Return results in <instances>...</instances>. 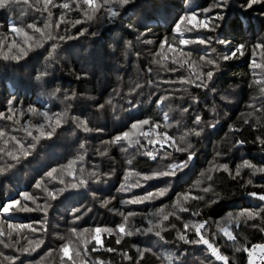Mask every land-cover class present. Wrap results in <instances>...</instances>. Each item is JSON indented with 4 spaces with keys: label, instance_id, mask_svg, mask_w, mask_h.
Segmentation results:
<instances>
[{
    "label": "trees",
    "instance_id": "1",
    "mask_svg": "<svg viewBox=\"0 0 264 264\" xmlns=\"http://www.w3.org/2000/svg\"><path fill=\"white\" fill-rule=\"evenodd\" d=\"M64 2L54 0L57 5ZM67 2L71 5L70 9L49 5L51 17L42 10V3L37 4L36 0L0 9V56L5 53L17 54L16 46L27 48L23 34L10 31L12 25L33 35L34 41L39 38V33L34 34L27 25L33 24L43 29L45 23L51 22L53 27L45 29V32L56 37L54 40L45 37L43 47H33L19 62L0 59V112L6 116L9 114V99H12L11 107L16 112L13 120L0 119V130L6 133L0 137V168L6 169L0 174V207L11 199H21L19 194L22 192L32 194L37 198L36 204L44 206L46 193L43 189L65 187L59 183V179L67 182L72 177L61 169L79 156H83V160L75 167L84 169L82 175L89 179L88 187L66 191L58 199L50 200L51 206L47 208L46 215L41 210H14L11 215L0 214V229L4 232V235H0V264H61L60 246L67 240H73L71 248L77 247L71 229L79 232L97 226L114 228L122 221L114 210L125 214L129 211L139 213L132 218L133 225L147 227L145 217L154 219L153 214L161 208L173 211L172 205L177 196L190 190L191 196H203L204 199H189L184 206L199 209L201 215L192 217L186 212L178 214L182 220H208L210 230L202 231L210 240L212 232L216 231V222H223L229 213L235 217L242 209L260 211L264 208V202L248 195L250 192L264 193V174L252 175V169L242 168L240 176L232 179L226 172L209 171L213 164H227L234 174L237 166L244 161L257 167L264 166V145L260 143V139H264V96L254 85V80L261 78V72L256 70L254 76L250 67L253 46L264 41V4L244 10L241 5L247 0H230L228 9L224 10L225 20L216 32H185V38L211 35L230 42L229 45H221L213 41L210 47L188 45L185 51H191V61L196 62L197 71L206 72L211 68L200 67L203 62L199 58L206 53L217 59L226 54L229 47L240 43L247 45L244 56L219 61L220 70L208 88H197L192 84L180 83L190 74L187 66L178 68L170 60L162 61L166 65L162 66L153 60L160 59L155 53L160 51V42L165 38L173 43V47H181L178 39L173 41L174 26L179 17L188 10L207 8L213 0H134L121 9L120 17L111 23L100 19L86 20L83 8L77 10L82 0ZM61 15L65 16L67 22L55 28ZM76 19L82 23L73 27L71 22ZM84 29H87L84 35H79ZM94 32L97 34L92 35ZM60 36L66 39L60 40ZM14 42L15 46L9 51L8 46ZM54 44L55 50L52 47ZM213 47L215 53L211 52ZM165 53L169 57L175 55L167 52V45ZM256 60L258 63L264 62V50H256ZM174 68L178 70H170ZM45 71L48 75L42 79L36 78ZM161 97L169 98L158 105ZM193 98H196V102H193ZM109 100L111 104L107 103ZM133 104L136 106L133 107ZM30 107L46 111L51 116L65 112L67 115L51 139H41L31 154L24 157L19 144L11 138L16 137L27 149L33 142L27 132L38 135L34 125L44 122L43 117L28 112ZM184 108H188V111L184 112ZM20 112L25 115L21 116ZM165 112L170 116L168 123L171 126L168 127L163 126ZM196 115L201 117L200 125L193 124ZM149 118L162 124L158 131H166L178 142L190 129L202 128L200 136L187 137L196 156L189 167L176 177L155 179L142 188L120 192L118 189L124 183L126 171L134 170L143 175L173 161L186 159L187 153L167 149L173 152L172 158L158 157L154 161L141 154L144 149L137 151L136 148H128L124 151L120 145L104 143L128 130L132 122ZM16 120L20 123H15ZM244 120L248 123H244ZM77 121H87L92 131L84 132L77 127ZM212 123H216L215 128L209 126ZM233 128L239 130L232 131ZM241 140L244 143L237 144ZM142 143L145 148L152 147L143 139ZM9 152L20 159H13ZM103 152L106 155H101ZM129 160L132 161L131 165L128 164ZM52 169H57V172L49 178L46 173ZM93 172L97 174L99 183L95 182L97 177H90ZM77 175L81 174L77 172ZM208 175L212 176V180L207 179ZM249 179L252 184H248ZM40 181L43 184L38 189L35 185ZM168 181H171V189L160 199L143 204L121 203L133 196L155 192ZM210 185L213 191L204 193L202 189ZM105 201H110L107 207L102 206ZM24 203L31 208L36 207L31 201L21 199V206ZM77 208L80 209L76 213L81 217L79 220L73 215V210ZM170 222L178 228L182 227V221H177L174 216L170 217ZM9 224L15 227L9 228ZM19 225L31 227L20 228ZM33 228L37 230L33 231ZM262 229L264 211H261L260 218L247 222L242 219L239 227L231 225V230L237 235L234 246L232 242L225 243V238L219 233L213 242L220 246L223 254L229 256L230 264H247L248 254L236 249L264 243ZM164 235L169 243L159 241L153 235H134L125 237L119 245L115 243L114 236L105 235V247L117 251L93 252L92 244H89L86 254L74 258L77 264H94L97 260L104 261V264H133L138 258L137 248H150L152 251L145 253L140 264H170L162 259L168 254L173 257L171 264H222L210 255L206 246L177 241L174 230ZM189 239L197 237L190 232ZM80 243L82 245V241ZM25 248L30 251L25 252ZM32 248L35 251H31ZM121 252H127L133 261L124 260ZM70 254L74 255L71 249ZM65 262L71 264L66 257Z\"/></svg>",
    "mask_w": 264,
    "mask_h": 264
},
{
    "label": "snow or ice",
    "instance_id": "2",
    "mask_svg": "<svg viewBox=\"0 0 264 264\" xmlns=\"http://www.w3.org/2000/svg\"><path fill=\"white\" fill-rule=\"evenodd\" d=\"M134 0H82V3L77 5V10L83 8V15L88 21H92L94 19L106 20L107 22H114L117 18L121 15V9L125 8L127 5L133 3ZM24 3L29 4V0H0V9H4L9 7L12 4ZM37 4L43 5V11L48 12L49 17L52 16V13L49 9V5L52 7H61L63 9H70L71 5L65 0L63 4L57 5L54 3V0H36ZM230 0H213V3L204 9L199 11L196 10H188L183 15L179 17L176 21L174 26V33L173 41H177L181 47H173V43H170L168 38H165L163 41L160 42V51L155 53V56L160 57V59H154L153 62L156 64H161L162 66H166L162 64V61H171L172 64L178 65V68H184L185 66L190 69L189 76L183 78L180 83L185 84H192L197 88H208L209 83L213 80L214 75L216 72L220 70V62L219 61H229L232 59H238L245 55V49L247 47L246 44L240 43L235 47H229V50L226 54L220 55L217 59H213L206 53L205 56H201L199 59L202 63L200 67H207L211 66L208 71H197L196 70V62L191 61V51H185V48L191 44H199L205 46H211L213 41L217 44L221 45H229L230 42L226 40L220 39L218 36L213 37L211 35L204 36V35H197L194 38H185V32L193 33L197 32L200 33L202 31L207 32H216L220 26L221 22L225 20L224 10L228 9ZM264 4V0H247L245 4H242L241 7L244 10L252 9L255 5ZM32 6V5H30ZM219 9V11H217ZM40 10V9H37ZM211 13V15H210ZM101 14V15H97ZM66 18L64 15H61L59 20L55 23L54 27L59 28L61 23H65ZM73 27L76 24L82 23L80 19H76L71 22ZM182 26H184L182 28ZM29 29L33 30V33H39V38L33 41V35H29L28 32L24 31L22 28H18L15 25L10 27V31L13 33H22L25 38V44L27 48L18 47L17 54L9 55L7 53L0 56V59L5 61H16L19 62L24 56L28 55V51L32 50L33 47L40 48L44 46V38L46 37L47 40H54L56 37L52 36L51 33H46L45 29L53 27L51 22L45 23L44 28L36 27L33 24L27 25ZM87 29H84L79 33V35H84ZM97 33H92V35H96ZM143 35V33H141ZM76 37H67V39H74ZM60 40H65L66 37L60 36ZM33 42V43H29ZM146 43H152V41H145ZM167 45V52L174 53L172 57H169L165 53V46ZM13 46H15V42L13 45H9V51L12 50ZM2 47V45H0ZM53 50H55L56 45L54 44ZM264 50V41L257 43L253 46L252 50V57L250 67L253 69V75H256V70H260L261 78L254 80V85L258 88L259 93L261 96H264V62L258 63L256 60V50ZM211 52L215 53L216 49L213 47L211 48ZM51 55V54H50ZM171 71H176L178 69H170ZM151 71V69H149ZM48 75V73L41 72L37 79H42L44 76ZM193 76L195 77L193 79ZM253 85H250L252 87ZM73 97H66L65 99H72ZM169 97H161L157 104L164 103ZM222 99L227 100L228 97H222ZM193 102H196V98H193ZM108 104H111V100L107 101ZM131 104L132 102L129 101ZM13 104L12 99L8 100V112L9 114L6 116L5 113L0 112V119H8L13 120V117L16 116V112L11 107ZM136 105L133 104V107ZM101 108L104 105H100ZM184 112L188 111V108L183 109ZM28 112L31 113L33 116H41L44 119L43 123H37L34 125L35 130L37 131L38 135L33 136L32 131H28L27 135L32 137V143L29 144L28 148L24 147V144L20 141L16 140V137H12L11 139L16 141L19 144L20 149L23 151L24 157H27L31 154V150H34L41 139H51L52 136L55 134L56 129L62 125V122H65V117L67 113L56 114L54 116L49 115L48 112H41L35 107H30ZM21 116H24V112H20ZM170 120V116L168 112L163 114V126L168 127L171 126L168 122ZM15 123L19 124L20 121L16 120ZM244 123H248L247 120H244ZM194 125L201 124V117L199 115L195 116L193 121ZM147 126V127H146ZM212 128H215L216 123H212L209 125ZM77 127L81 128L84 132L92 131L87 126V121H77ZM162 127V124L157 121H153L149 119H143L134 121L131 123L128 130L123 131L120 134L114 136L110 141H105L104 143L111 144V145H120L122 150L127 151L128 148H136L137 151L140 149H144L141 153L149 157L152 160H157V158L161 159H170L173 157V152L167 151V149H173L175 152L180 153H187L186 159L176 162L173 161L171 163L166 164L163 168H158L151 173L143 174L135 172L134 170H128L125 172L124 176V183L121 184L118 191L120 192H131L135 188H142L144 187L149 181L155 179H162L164 177H176L178 173L183 172L185 169L189 167L191 162L196 156L195 151H192V144L187 141V137L189 136H200L203 129L192 128L189 131L185 132L180 138L179 142L172 136H169L166 131H158ZM232 131H238L239 129H231ZM6 133L3 130H0V137H3ZM142 139L146 142V144L151 145V148H145V144L142 143ZM244 141H237V144L242 145ZM261 145H264V139H260ZM159 145V147H157ZM81 148L84 147L83 144L80 146ZM15 160H19V156H14L11 152L8 153ZM101 155H106V152L101 153ZM83 160V156H79L76 159L69 162L68 165L63 166L61 171L66 173L67 175L72 177L71 181H65L64 179H59L60 184H64L65 187L55 189V190H48L46 187L43 189L46 193L45 197V205L41 206L36 204V197L28 192L20 193V197L23 201H31L33 204H36L35 208H31L28 206L27 203H24L21 206V199H11L8 202L4 203L2 207H0V214L4 215H11L14 210L16 211H23V212H31L36 210H41L47 214V208L50 207V200H56L60 196H62L66 191L69 190H79L82 188H87L89 179L83 177L84 169H77L75 166L78 162ZM132 161L129 160L128 164L131 165ZM242 168H249L252 169V175L256 174H264V166L257 167L256 165L251 164L249 161H244L241 165L237 166L235 173L233 174L227 164H213V166L209 169L210 172H219L223 171L229 174L232 179H236L240 176ZM6 169L0 168V174H3ZM57 172V169H52L46 176L52 178L54 173ZM77 172L81 175L78 176ZM90 177H97L95 172L90 174ZM135 177V179H133ZM208 180H212V176H207ZM97 183L100 182L99 178L97 177ZM43 184V181L38 182L35 187L40 189ZM248 184H252V180H248ZM171 189V181H168L164 187L158 189L155 192H147L144 195L133 196L127 200H122V204H143L146 202H151L161 197H164L168 194ZM191 191V190H190ZM190 191L183 194L182 196L178 195L176 202L172 205L173 211H166L164 208L159 209L154 215V219L147 218V227H138L134 226L132 223V218L140 215L137 212L129 211L127 214L123 212L117 211L122 217V221L117 224L114 228L113 227H100L97 226L91 230L83 229L82 231H77V229H71L75 237V242L77 244L76 248H71L73 244V240H67L63 243L60 248L59 252L62 253L61 264H66L65 257L67 258L68 262L71 264H77L75 257H79L82 254L87 253V246L92 244L91 251H99L104 250L107 252H115L117 249L112 247H105L104 245V238L105 235L108 237H115V243L117 245L121 244L122 240L125 237H132L134 235H153L159 241H163L164 243H169L170 241L166 240L164 233L169 231L176 232V240L183 242L184 244H198L206 246V250L210 253L212 257L215 258L216 261L222 262V264H230L229 256L223 254L221 252L220 246L216 245L213 241L217 238V234H222L225 238V243L232 242V246L235 245L237 242V235L231 230V225L235 224L239 227L241 220L243 219L244 222L248 220H254L260 218L261 211H264V208H261L260 211H256L253 209H242L239 213L233 217L231 213L228 214L227 218L221 222H216V231L212 232V239L206 237L205 232L202 230L208 229L210 230V222L208 220H192L186 219L182 220V217L178 214L180 213H190V216L196 217L200 216V210H192L189 207L184 206L188 203L189 199L191 200H203V196H191ZM204 193L212 192L213 189L210 186L204 187L202 189ZM249 196H252L259 201L264 202V193L258 194L256 192L248 193ZM215 203V201H212ZM110 201H105L102 206L107 207ZM80 209H74L73 215L77 220L81 217L76 215L79 213ZM175 217L177 221H182V227L178 228L175 223L170 222V217ZM227 225V226H225ZM9 228L15 227L12 224L8 225ZM20 228L24 227H31L30 225H19ZM33 231L37 229L33 228ZM264 230V229H262ZM194 233L197 239H189V233ZM0 235H4L2 229H0ZM61 239H64L61 237ZM82 241V245L81 242ZM31 243V242H30ZM42 243V241L40 242ZM39 244L36 245L38 247ZM70 249L73 254H70ZM243 250L248 254V261L247 264H255L254 256H256L257 252L259 253L258 259L261 261V264H264V243H256L252 244L250 247L243 246L242 248H237L236 251ZM25 252H29L28 248L24 249ZM31 251H35V248H32ZM152 249L145 248L140 249L137 248L138 258L135 259L133 264H140V261L143 260L145 253L151 252ZM121 256L124 260L133 261V257L128 255L127 252H121ZM161 259V257H158ZM163 260H167L170 262L173 260L171 254L162 257ZM94 264H104V261L97 260Z\"/></svg>",
    "mask_w": 264,
    "mask_h": 264
},
{
    "label": "built area",
    "instance_id": "3",
    "mask_svg": "<svg viewBox=\"0 0 264 264\" xmlns=\"http://www.w3.org/2000/svg\"><path fill=\"white\" fill-rule=\"evenodd\" d=\"M259 253L257 252L256 256H254L255 264H261V261L257 258Z\"/></svg>",
    "mask_w": 264,
    "mask_h": 264
},
{
    "label": "rangeland",
    "instance_id": "4",
    "mask_svg": "<svg viewBox=\"0 0 264 264\" xmlns=\"http://www.w3.org/2000/svg\"><path fill=\"white\" fill-rule=\"evenodd\" d=\"M166 211H169L168 209H165Z\"/></svg>",
    "mask_w": 264,
    "mask_h": 264
}]
</instances>
